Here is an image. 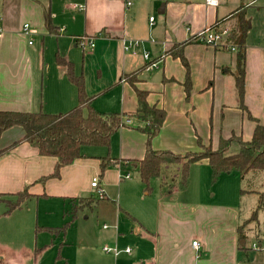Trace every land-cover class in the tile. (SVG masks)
I'll list each match as a JSON object with an SVG mask.
<instances>
[{"label": "crops", "instance_id": "1", "mask_svg": "<svg viewBox=\"0 0 264 264\" xmlns=\"http://www.w3.org/2000/svg\"><path fill=\"white\" fill-rule=\"evenodd\" d=\"M217 1L211 5L206 0H0V110L59 113L76 106L77 86L57 63L59 52L74 62L77 74L84 75L87 94L99 112L137 111V93L126 75L138 72L136 87L148 92L150 104L167 113L152 141L154 149L184 154L199 150V138L216 147L221 137L233 133L250 140L256 121L249 113L264 123V46L246 43L247 111L241 107L235 81L237 50L232 51L230 45H236L231 39L233 27L242 20L250 25L248 9L259 0ZM47 14L58 34L49 32ZM26 23L31 25L29 33L24 31ZM213 24L231 28L225 44L208 45L195 38V32ZM79 25H84L83 31ZM35 35L41 38L40 47H34V42L30 45ZM81 38L95 45L86 49L80 44V49ZM129 39L140 40V45L126 51L124 41ZM52 43L55 52L50 63L45 61V51ZM176 45L188 66L170 52ZM39 51L44 52L42 57L34 55ZM146 51L158 66L149 67ZM188 71L190 100L185 90ZM139 124L134 117L112 136L110 149H87L84 157L64 166L59 176H50L57 159L41 155L29 142L0 158V194L17 193L31 185L33 195L20 209L34 197L58 198L63 205L60 215L56 205L54 217L36 227L48 236L37 239L20 256L0 255V264H264L262 241L247 247L246 239H240L241 220L235 206L206 200V195L192 203L179 196L175 187L169 185L166 190L171 180L166 173L172 169L169 165L157 178L164 185L154 199L145 200L154 193V179L149 192L140 176L132 179L129 168L138 169L135 162L146 151L147 134L137 128ZM22 135L20 129L7 130L0 138V148ZM109 154L127 160L110 166L101 177L99 158ZM174 169L172 177L180 174L179 167ZM190 170V180L196 173L201 179L203 173L205 180L211 174L206 160L193 163ZM123 173L131 175L124 178ZM44 176L52 178L41 180ZM94 176L101 177L104 199L91 186ZM40 182L49 190L39 192ZM203 191L206 188L201 187L199 192ZM73 217L66 231L49 230ZM249 231L261 239L254 226ZM194 240L199 241V249L193 247ZM143 243L140 249L137 244ZM105 246L113 250L107 252Z\"/></svg>", "mask_w": 264, "mask_h": 264}, {"label": "trees", "instance_id": "2", "mask_svg": "<svg viewBox=\"0 0 264 264\" xmlns=\"http://www.w3.org/2000/svg\"><path fill=\"white\" fill-rule=\"evenodd\" d=\"M50 14H47V28L49 32L58 34V30L50 23ZM232 31L231 39L237 45L236 87L241 107L247 110L244 103L245 79H246V54L247 36L249 25L242 20ZM183 47V45H180ZM179 46H174L170 52L178 56L187 65L183 51H178ZM57 63L64 67L68 78L77 86L78 104L66 112L51 113L39 111H15L0 110V138L11 129L17 128L23 132L21 138L11 144L0 148V158L10 154L18 145L29 142L38 147L41 155L53 156L57 159L55 170L50 176H59L61 169L73 163L76 159L84 157L83 146L111 147L112 136L126 126V117H136L142 124L137 125L147 134V144L144 157L135 162L138 166L139 176L145 184L147 191H151V181L161 177L165 172V166L182 162V183L186 185L193 163L208 161L211 167V178L216 182L222 174H235L245 180L252 171H264V123L251 116L256 121V127L250 140L233 133L230 137H221L215 147L212 143L206 145L199 138V150L187 151L184 154L175 153L169 149H154L152 141L160 132L166 118V110L152 105L148 101V92L135 85L138 72L129 73L126 78L134 85L139 105L135 113L125 114L120 112H99L92 103V97L87 94L85 78L83 74H77L73 61L67 59L61 53H56ZM188 66V65H187ZM191 77L188 71L185 81L187 100L191 99ZM248 111V110H247ZM100 159L101 177L105 171L113 165L125 162L127 159L115 158L110 154ZM127 162V161H126ZM125 164V163H124ZM50 176H44L41 180H47ZM99 176V177H100ZM100 177V178H101ZM26 185L25 188L13 194H0V202L7 205V212L22 207L32 193ZM242 194L256 193L257 205L250 217L238 226L240 239L246 237L252 222L259 224L261 214L264 215V189H242ZM74 217L57 229L49 230L66 231L73 223Z\"/></svg>", "mask_w": 264, "mask_h": 264}, {"label": "rangeland", "instance_id": "3", "mask_svg": "<svg viewBox=\"0 0 264 264\" xmlns=\"http://www.w3.org/2000/svg\"><path fill=\"white\" fill-rule=\"evenodd\" d=\"M233 0H231V3ZM77 14V13H76ZM247 17L249 19L250 25L248 29V44L254 45H263L264 46V0H259L256 6H251L248 9ZM78 25V24H76ZM78 30L83 31L84 25H79ZM235 30L236 28L233 27ZM81 31V32H82ZM35 46H41V38L37 35L32 38ZM32 42V43H33ZM32 46V44L30 43ZM29 45V46H30ZM54 44L48 45L45 51V61L53 63V55H54ZM89 47L88 42L85 44V48ZM79 48L83 49V47L79 44ZM39 54L40 57L44 55V52L39 51L38 53L34 52V55ZM235 71V70H234ZM234 73V72H233ZM105 146H83L82 151L91 150V149H105ZM199 149L198 147H196ZM172 167L170 171H166L169 174L172 180L167 181V189L175 187V191L181 195L183 199L190 201L192 203H196L197 200L206 195V200H212L213 202L218 201H227L229 204L235 206L236 213L238 216V220L244 222L248 217H250L253 209L257 205L258 196L256 193H247L242 194V189H254V190H263L264 189V171L254 170L251 174L245 179L242 180L241 176L238 175H227L220 176V178L213 182L211 178V174L207 175L206 180L203 177L202 179L199 176V173H196L191 177V170L187 185L191 186V188H185L182 183V175L181 170L182 162L173 163L169 165ZM175 167H179L178 175L172 177L173 172L176 171ZM129 168L133 171L132 179L136 178L138 175V169L135 166L131 165ZM52 178V177H50ZM49 178V179H50ZM48 181V180H47ZM46 181V183H47ZM129 182V180H126ZM190 181V182H189ZM152 182V181H151ZM154 183V193L153 190L149 196L145 197V200L151 201L154 199L155 193L160 190V184L157 178L153 180ZM42 184V186H41ZM200 185V186H199ZM199 187L206 188V191L202 193L199 192V189H195ZM39 192H45L47 189L45 186V182H40V187L37 189ZM51 190V189H50ZM194 190V192H192ZM58 203V204H57ZM143 203V202H142ZM56 205H58V215H60V210L62 209V203L58 198H49V197H34L28 205L23 208H17L11 212H7V206L4 202H0V255L8 256L10 258H14L15 256H20L23 250L30 247V245H35L37 239L42 240L44 236H48L49 233L45 231H37V225H42L43 222H47V220L54 217L57 212L55 209ZM251 226H254L256 233L261 235V239H258L254 232L247 231L246 237V246H252L253 242H259L260 240L263 243L262 248L264 249V215L261 214L259 224L256 225V222H252ZM140 249L145 247V244H137ZM132 248L135 250L134 245ZM115 252V250H114ZM127 252V250H126ZM35 252L32 251V257H34ZM128 254V252L126 253ZM130 255V254H128ZM124 254H121L119 258L123 257ZM42 257V256H41ZM47 259V258H46ZM53 260V259H52ZM48 262L51 260L47 259Z\"/></svg>", "mask_w": 264, "mask_h": 264}, {"label": "built area", "instance_id": "4", "mask_svg": "<svg viewBox=\"0 0 264 264\" xmlns=\"http://www.w3.org/2000/svg\"><path fill=\"white\" fill-rule=\"evenodd\" d=\"M208 4H211V5H217L218 4V1L217 0H206ZM128 4H131V2L129 1ZM76 7H79L80 9H82L84 6L83 5H79V6H76ZM154 20V17H151V21ZM24 31L26 33H29L31 32V25L30 23H26L24 25ZM231 34V28L227 25H224V26H219V25H216V24H213V25H209V26H206L204 27L203 29L195 32V38L202 42V43H205V44H208V45H215V46H219V45H223L225 44V39H227V37H229ZM33 41L30 40V43H32ZM86 42H88V44L93 47L95 45L94 41L93 40H87L86 38H81L80 41H79V44H81L82 46H85ZM140 40H136V39H129V40H125L124 41V49L126 51H130V50H133L135 49L136 47H138L140 45ZM230 49L232 51H236L237 50V46L232 44L230 45ZM144 58L146 59V61L149 62V67L153 68V67H156L158 66V61L155 60L151 53L149 51H146L144 53ZM133 121L132 117H126L125 119V122L126 123H131ZM130 173H123V177L124 178H128L130 177ZM91 186L96 190L97 194H98V197L100 199H104L105 198V193H104V189L102 188L101 186V183H100V177L99 176H94L93 177V180L91 182ZM192 245L195 249H199L200 248V243L198 240H194L192 242ZM254 247L255 248H259V246L257 244H254ZM104 250L107 251V252H110L112 251L113 249L109 246H105L104 247ZM127 252H130L131 249L130 248H127L126 249ZM16 264H24V263H16Z\"/></svg>", "mask_w": 264, "mask_h": 264}]
</instances>
